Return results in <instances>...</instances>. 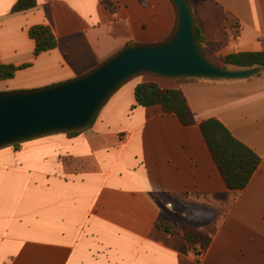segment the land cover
Returning <instances> with one entry per match:
<instances>
[{
    "label": "crops",
    "instance_id": "1",
    "mask_svg": "<svg viewBox=\"0 0 264 264\" xmlns=\"http://www.w3.org/2000/svg\"><path fill=\"white\" fill-rule=\"evenodd\" d=\"M17 1L0 0V63L28 66L0 80V91L78 77L129 45L166 41L178 23L173 0H111L114 10L105 0H37L12 12ZM188 2L214 63L264 51V0ZM38 24L57 46L35 55L29 29ZM150 81L181 89L196 123L137 105L136 87ZM209 118L261 158L242 190L227 188L205 142L200 122ZM187 226L207 238L189 243ZM0 264H264V69L241 79L142 73L79 134L1 148Z\"/></svg>",
    "mask_w": 264,
    "mask_h": 264
},
{
    "label": "water",
    "instance_id": "2",
    "mask_svg": "<svg viewBox=\"0 0 264 264\" xmlns=\"http://www.w3.org/2000/svg\"><path fill=\"white\" fill-rule=\"evenodd\" d=\"M178 23L166 41L129 45L90 71L53 85L0 91V149L89 127L113 93L142 74L169 78H249L257 67L230 68L202 51L188 0H173Z\"/></svg>",
    "mask_w": 264,
    "mask_h": 264
},
{
    "label": "trees",
    "instance_id": "3",
    "mask_svg": "<svg viewBox=\"0 0 264 264\" xmlns=\"http://www.w3.org/2000/svg\"><path fill=\"white\" fill-rule=\"evenodd\" d=\"M105 3L112 10L115 9L111 0H105ZM36 6L37 0H18L12 12H23ZM196 31L202 49L205 36L198 26ZM29 35L36 43L35 55L54 49L57 46V38L49 25H34L29 29ZM27 66V64L16 66L0 63V80L13 78L18 70ZM223 66H233L235 68L257 67L259 70H263L264 51L229 53L223 57ZM135 97L137 105H160L165 112L174 113L183 125L196 123L194 113L181 89L164 88L155 81L144 82L136 87ZM200 129L227 188L233 191L244 189L261 162L260 156L247 144L237 139L219 119L209 118L201 121ZM80 131H71L67 134L75 136ZM223 196L219 195V197ZM157 225L171 233L176 231L173 224L165 220H160ZM206 238L205 233L193 226H187L185 229V239L191 244L200 243Z\"/></svg>",
    "mask_w": 264,
    "mask_h": 264
},
{
    "label": "rangeland",
    "instance_id": "4",
    "mask_svg": "<svg viewBox=\"0 0 264 264\" xmlns=\"http://www.w3.org/2000/svg\"><path fill=\"white\" fill-rule=\"evenodd\" d=\"M212 62H213V61H212ZM196 255H197L199 258H203L204 253H202V252L200 251V252H197Z\"/></svg>",
    "mask_w": 264,
    "mask_h": 264
}]
</instances>
